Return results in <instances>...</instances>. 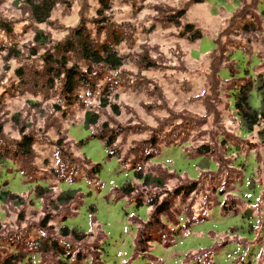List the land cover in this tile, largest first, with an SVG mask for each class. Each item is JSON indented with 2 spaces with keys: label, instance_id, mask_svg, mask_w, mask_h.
<instances>
[{
  "label": "rangeland",
  "instance_id": "rangeland-1",
  "mask_svg": "<svg viewBox=\"0 0 264 264\" xmlns=\"http://www.w3.org/2000/svg\"><path fill=\"white\" fill-rule=\"evenodd\" d=\"M200 1L61 0L36 24L26 0H0V264H264V120L248 133L234 108L238 89L264 82V0ZM181 9L180 25L169 24ZM188 23L201 40L188 41ZM78 29L97 48L112 46L122 66L55 49ZM61 55L89 85L67 94L64 75L46 63ZM249 104L261 105L255 90ZM86 113L97 116L88 129ZM23 136L33 142L28 154ZM132 169L163 186H143ZM192 183L187 197L174 194ZM68 191L70 203L59 205ZM149 198L171 210L141 252ZM61 227L85 239L65 241ZM53 241L74 256L57 258Z\"/></svg>",
  "mask_w": 264,
  "mask_h": 264
},
{
  "label": "trees",
  "instance_id": "trees-1",
  "mask_svg": "<svg viewBox=\"0 0 264 264\" xmlns=\"http://www.w3.org/2000/svg\"><path fill=\"white\" fill-rule=\"evenodd\" d=\"M60 1L61 0H26V4L29 7L32 20L36 24H43L47 22L53 8L56 6V4L60 3ZM201 3L202 1L200 0H193V4ZM99 5L106 7L107 0H99ZM185 11V9H181L171 14L170 16H167V22L171 25L179 26L180 21L185 16ZM101 13L102 12L100 10L97 12L98 15H101ZM183 32L188 35V41L190 42H195L197 40L202 39L201 33L198 30H195L192 24H185L183 27ZM35 41L39 43H44L45 38L41 31L35 35ZM55 49H57L58 51L62 50V52H64L65 54L71 53L77 49L79 55L81 56V59L90 62L92 65L104 66L113 71L120 68L123 64L122 58L117 55L116 51L113 49L112 46L102 45L97 48L96 46H94L89 36L84 33V30L80 29L74 32L73 40H68L63 44L56 46ZM46 63L55 65V70H52L53 76L60 77L61 75H64V89L67 94H71L75 86L79 83H81V85H89V81L86 79V76L83 73L78 72L76 69H73L74 67L66 68L67 63L64 55H61L60 59L51 60V58H49ZM254 90L261 97V105L259 109H254L249 104V94L251 91ZM102 105L106 106V102H104ZM234 108L236 110L237 117H239L241 120L242 127L246 130V132L250 133L252 131V128L259 124V121L264 120V82H262L260 86H258L256 89H254L253 85L251 84L238 89L234 98ZM111 110L113 111V113L118 114V109L115 105L111 106ZM96 123V115L90 113H86L84 115L83 126L85 129H88L89 126L95 125ZM98 139L102 141L104 138L102 136H99ZM113 141L114 140L106 141L105 147L108 149L113 143ZM32 144L33 142L29 137L23 136L18 146L23 154H28L32 148ZM205 151H207V149L202 150L201 153H205ZM108 157L111 158L112 156L108 154ZM6 162L7 161L5 155L0 152V165H4ZM132 171L134 179L142 183V185L145 187L152 186L154 184L156 186H163V182L160 178L152 177L147 174L145 175L139 169H132ZM98 172V165L92 167L91 173L93 175H96ZM132 185L133 184H126L120 189V194L122 197L129 198L135 193V189ZM196 188L197 185L195 183H192L189 186L185 187L180 186L179 188L174 190V194H176V196L183 195L187 197L189 194L193 193ZM73 193L74 192L71 191L63 192V194H61L57 198V202L59 203V205L69 204L73 197ZM5 197L6 192L0 191V200L4 201ZM134 203L136 207H141L143 205V202L141 200H136L134 201ZM261 203L264 208V196L262 198ZM146 205L152 210L150 211L149 221L147 223H141L143 224L141 228H139L138 226V233L135 239V245L140 251L143 244L149 245V243L153 242L150 240V236H146V238L144 237L146 235V232H155L156 230L152 229H155L156 227H160L161 229H163L168 226L167 222L163 219V217L167 215L171 210L169 202L165 200L159 202L156 198H149L146 202ZM229 211L230 210H228L227 212ZM45 224L46 220H43L41 222V226L46 227ZM58 233L60 238L63 240L65 239V241L67 239H71L75 242L81 243L85 239L84 234L78 235L74 231L71 232L67 227H61L60 229H58ZM153 234L154 233H152V235ZM69 247L71 246L63 247L58 242H52V250L56 251L57 258L62 256L68 259L69 254H72L74 256L73 253L75 250H71ZM15 257L16 255L12 256L14 260H16L17 258ZM70 259L71 258H69V260ZM81 260L78 262H81ZM57 261L60 262L58 259ZM5 264H12V261H5Z\"/></svg>",
  "mask_w": 264,
  "mask_h": 264
}]
</instances>
